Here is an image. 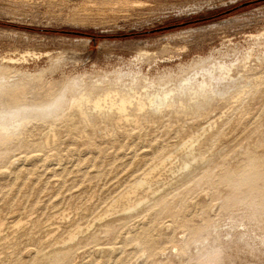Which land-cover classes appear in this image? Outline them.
Listing matches in <instances>:
<instances>
[{
    "label": "rangeland",
    "instance_id": "rangeland-1",
    "mask_svg": "<svg viewBox=\"0 0 264 264\" xmlns=\"http://www.w3.org/2000/svg\"><path fill=\"white\" fill-rule=\"evenodd\" d=\"M263 30L264 0H0V120L8 127L0 142V264H34L40 252L58 256L52 264H264V181L229 206L224 184L264 163V38L248 37ZM219 61L232 70L208 82L214 95L201 110L209 111L193 122L165 113L112 124L92 102L86 118L70 105L131 84L141 91L148 81L175 88ZM23 108L38 116L11 117ZM210 123L216 130L196 164L181 169L179 153L150 189L130 194L151 201L135 213L118 205L98 221L189 130Z\"/></svg>",
    "mask_w": 264,
    "mask_h": 264
},
{
    "label": "bare ground",
    "instance_id": "bare-ground-1",
    "mask_svg": "<svg viewBox=\"0 0 264 264\" xmlns=\"http://www.w3.org/2000/svg\"><path fill=\"white\" fill-rule=\"evenodd\" d=\"M251 39H257V38H264V30L262 32H259L257 34H253L248 36ZM249 50V49H248ZM246 52V51H245ZM23 54V53H22ZM27 54V53H26ZM147 51H140L139 53L137 52L136 56H142L146 55ZM245 54V53H244ZM30 55V54H29ZM246 56V55H245ZM248 57V56H247ZM26 58V57H25ZM10 59V58H9ZM247 59V58H246ZM23 60V59H21ZM252 63V62H251ZM213 64V63H212ZM245 66V65H244ZM243 67V66H242ZM232 70L231 65L227 64L225 61H219L217 64H214V67L212 68H202V72L199 74L195 72L196 74H199L200 76L198 78H195V73L193 75H188L182 78L179 82V84L175 88H168V87H163V85H156L153 81H148L147 84H145L142 88L141 91H139L137 86H134L131 84L129 87L119 90V89H108L102 94H97L93 98L86 96L85 94H81L79 97H76L72 99L71 101V106L75 109V113L80 116L81 118H86V113L83 110V106L88 103L92 102V106L95 110L99 112L102 116H104V119L112 124H118L119 122H125V123H131L134 121H138L137 119L141 118L142 116H147L153 120H159L161 119V116L169 115L173 116L176 120V122L179 123L178 117H183L187 118L190 117V119L193 120V117H200L201 115H205L207 113L208 109H205L204 111L201 110V106L206 103V105L210 106L208 104V99H212L214 95V91H212L209 86L208 82L212 80V78L217 75L219 78H222L226 75L229 74V72ZM261 72V71H260ZM191 74V73H190ZM216 76V77H217ZM259 76V75H258ZM239 77V76H238ZM256 77V76H255ZM264 77V75H263ZM262 77V79H263ZM147 78V77H146ZM237 78V77H236ZM243 78V77H242ZM245 78V77H244ZM260 78V76H259ZM254 79V78H253ZM257 79V78H256ZM260 79V80H262ZM10 80V79H8ZM249 80V79H248ZM255 80V79H254ZM165 81V80H164ZM214 81V80H213ZM240 81V80H239ZM256 81V80H255ZM258 81V80H257ZM20 82V81H19ZM145 82V81H144ZM168 82V81H167ZM224 82V81H223ZM249 82V81H248ZM262 82V81H261ZM169 83V82H168ZM255 83V82H254ZM249 84V83H248ZM94 85V84H93ZM246 85V83H245ZM248 86V85H247ZM252 86V85H249ZM173 87V86H172ZM241 88V86H239ZM243 87V86H242ZM258 86H255V88ZM232 89V87H230ZM229 89V90H230ZM247 89V88H246ZM217 90V89H216ZM241 90V89H240ZM248 90V89H247ZM257 90V88H256ZM253 91V90H252ZM218 92V91H216ZM229 92V91H228ZM242 93V91H240ZM245 92V91H244ZM247 92V91H246ZM256 92V91H255ZM255 92L253 95H255ZM259 92V91H258ZM224 94V93H223ZM239 94V93H238ZM188 95L187 99H184ZM226 95V94H225ZM241 95V94H240ZM251 95V94H250ZM249 95V96H250ZM219 96V95H218ZM220 96H222L220 94ZM229 96V95H227ZM235 96V95H234ZM215 97V96H214ZM226 97V96H225ZM232 97V96H231ZM235 98V97H234ZM244 98V97H243ZM230 99V98H229ZM226 100V99H225ZM228 100V99H227ZM251 100V99H249ZM229 100L228 102H230ZM17 103V100L15 99L14 101ZM70 103V102H69ZM231 103V102H230ZM233 103V102H232ZM90 104V103H89ZM218 104V103H217ZM234 104V103H233ZM242 104V103H241ZM246 104V103H244ZM229 105V104H228ZM232 105V104H231ZM91 106V105H90ZM235 106V105H234ZM241 106V105H240ZM248 106V105H245ZM229 107V106H228ZM243 107V106H242ZM50 108V107H48ZM86 108V107H85ZM226 108V107H225ZM223 108V110L225 109ZM231 108V106H230ZM237 109V108H236ZM70 110V109H69ZM149 110H151L149 112ZM213 110V109H212ZM229 110V109H228ZM263 110V109H262ZM209 111V110H208ZM232 111V110H231ZM239 111V110H238ZM241 111V110H240ZM243 111V110H242ZM220 112V111H219ZM233 112V111H232ZM231 112V113H232ZM254 112V111H253ZM33 114L34 116H38L37 112H34L33 110H29L27 108L23 109H18V110H12L10 111L11 117H28L29 114ZM234 113V112H233ZM97 114V115H99ZM221 114V113H220ZM226 114V113H225ZM239 114V113H237ZM236 114V115H237ZM245 114V113H244ZM243 114V115H244ZM261 114V113H260ZM132 116V117H130ZM240 116V114H239ZM30 117V116H29ZM57 117V116H56ZM98 117V116H97ZM218 117V114H217ZM237 118V117H236ZM254 118V117H253ZM148 119V118H147ZM189 119V120H190ZM213 119V118H212ZM221 119V118H219ZM218 119V120H219ZM224 119V118H223ZM240 119V118H239ZM255 119V118H254ZM28 120V119H27ZM143 120V119H142ZM173 120V119H172ZM214 120V119H213ZM237 119H235L236 121ZM23 121V120H22ZM21 120H14V123L19 124V122H22ZM25 121V120H24ZM87 121V120H86ZM101 121V120H100ZM140 121V119H139ZM138 121V122H139ZM209 121V120H208ZM145 122V121H142ZM175 122V123H176ZM189 122V121H187ZM186 122V123H187ZM221 122V121H220ZM219 122V123H220ZM37 123V122H36ZM88 124V122H86ZM218 123V122H217ZM13 125L12 123H10ZM21 124V123H20ZM183 124V123H182ZM189 124V123H187ZM235 124V122H234ZM250 124V123H249ZM248 124V125H249ZM49 125V124H48ZM124 125V124H123ZM139 125V124H138ZM146 125V123H145ZM169 125V124H168ZM168 125L164 126L167 127ZM181 125V124H180ZM221 125V124H219ZM17 126V125H16ZM92 126V125H91ZM129 126V125H128ZM132 126V125H131ZM156 126V125H155ZM175 126V125H174ZM182 126V125H181ZM218 126V124H217ZM18 127V126H17ZM50 127V126H49ZM127 127V126H126ZM172 126H170L171 128ZM216 130V125L214 123V126L209 124L208 127H200V130H195L190 131L187 136L181 139V142L178 144V146L170 149L168 152L164 154V157L159 159L158 162H156L151 168L148 169L142 175L141 178H139L134 186L131 188L129 191L123 192L118 199L113 201L109 206L105 209V211L98 216V221L102 222L107 217L112 216L113 214L118 212L117 207L118 205L121 207L122 211L126 212H134L138 210L140 207L146 205L149 201V197H140L136 199H132L130 194L136 192L138 189H142L143 187L147 186L149 189L151 187L153 178L155 177V172L159 170L161 167L165 165L166 162L170 161L174 156L178 155L181 153L183 156L182 158V164H181V169H190L192 165L197 163V159L195 157V152L199 155L204 153V151L207 149L208 144L210 142L212 133L214 131V128ZM246 127V126H245ZM244 127V128H245ZM179 128H181L179 126ZM178 128V129H179ZM231 128V127H230ZM94 129V128H93ZM148 129V128H146ZM166 129V128H165ZM23 130V129H22ZM126 130V129H125ZM124 130V131H125ZM133 130V129H132ZM131 130V131H132ZM136 130V129H135ZM134 130V131H135ZM140 130V129H139ZM230 130V129H229ZM243 130V129H242ZM8 127L0 120V142L3 140L5 134H8ZM46 131V130H45ZM81 131V130H80ZM167 131V130H165ZM52 133V132H51ZM79 133V132H78ZM83 133V132H82ZM104 133V132H103ZM188 133V132H187ZM112 134V133H111ZM126 134V132H125ZM176 134V133H175ZM106 134H104L105 137ZM54 136V135H53ZM72 136V135H71ZM125 136V135H124ZM127 136V135H126ZM171 136V135H170ZM174 137V136H173ZM54 138V137H53ZM145 139V138H144ZM160 139V138H159ZM232 140V139H231ZM95 142V141H94ZM174 142V141H173ZM162 143V142H161ZM172 143V142H171ZM213 143V142H212ZM211 143V144H212ZM46 144V143H45ZM228 144V143H225ZM34 145V144H33ZM173 145V144H171ZM222 145V144H221ZM165 146V145H163ZM212 146V145H211ZM172 147V146H171ZM167 149V150H168ZM97 150V149H96ZM209 151V150H208ZM218 151V150H217ZM51 152V151H50ZM64 152V151H63ZM129 154V153H128ZM210 154V153H209ZM125 155V154H124ZM211 155V154H210ZM120 156V155H119ZM44 157V156H43ZM198 157V156H197ZM200 157V156H199ZM203 158V157H201ZM208 158V156H207ZM94 160V159H93ZM142 160V158H141ZM173 160V159H172ZM175 160V159H174ZM201 160V159H200ZM9 162V161H8ZM7 162V163H8ZM136 162V161H135ZM204 160L200 163H203ZM69 163V162H68ZM130 163V162H129ZM128 163V164H129ZM139 163V162H138ZM199 163V164H200ZM205 163V162H204ZM235 163V162H234ZM63 164V163H62ZM136 164V163H135ZM141 164V163H140ZM169 164V163H168ZM7 165V164H6ZM61 165V164H60ZM92 165V164H91ZM214 165V164H213ZM171 166V165H170ZM177 166V165H176ZM91 167V166H90ZM148 167V166H147ZM173 167V166H172ZM178 167V166H177ZM194 167V166H193ZM143 168V167H142ZM171 168V167H170ZM134 169V168H133ZM131 170V169H130ZM129 170V171H130ZM167 170V169H166ZM174 170V169H173ZM186 170V171H187ZM241 170V169H240ZM161 171V170H160ZM198 171V170H197ZM237 171V170H236ZM190 172V170H189ZM158 173V172H157ZM187 173V172H185ZM197 173V172H196ZM127 174V173H125ZM177 174V173H176ZM184 174V173H183ZM84 175V174H83ZM170 176V175H169ZM167 177V176H166ZM158 178V177H157ZM183 178V177H182ZM241 178V177H240ZM172 179V178H171ZM176 179V178H175ZM181 179V178H179ZM185 179L186 176H185ZM30 180V179H29ZM136 180V179H135ZM160 180V179H159ZM260 180L264 181V163L262 164H255L253 165V170H252V176L246 177L243 181H237V182H232L228 178H224V184H229L231 185L230 188H227V196H226V204L229 206L230 203L238 200V199H244V196L250 191H258L260 189L261 184H259ZM164 181V180H163ZM157 182V181H156ZM166 182V181H165ZM171 182V181H170ZM198 182V181H197ZM172 183V182H171ZM264 183V182H263ZM176 184V183H174ZM162 185V184H161ZM166 185V184H165ZM130 186V185H129ZM164 186V185H163ZM88 187V185H87ZM146 187V188H147ZM246 187L247 189H244ZM264 187V184H263ZM127 188V187H126ZM125 188V189H126ZM130 188V187H129ZM155 188V187H154ZM164 189V188H163ZM206 189V188H205ZM162 190V189H161ZM124 191V190H123ZM139 191V190H138ZM146 191V189H145ZM145 193V192H144ZM152 195L154 196L156 192H151ZM95 194V193H94ZM143 194V193H142ZM119 195V194H118ZM100 196V195H99ZM140 196V195H139ZM138 196V197H139ZM146 196V195H145ZM152 196V197H153ZM134 197V196H132ZM179 197V196H178ZM261 198L263 200L264 204V194L261 195ZM88 199V198H87ZM93 199V198H92ZM31 200V199H30ZM176 200V199H175ZM84 203V202H83ZM174 203V202H173ZM177 204V203H176ZM85 205V204H84ZM78 206V205H77ZM172 206V205H171ZM208 206V205H207ZM5 207V206H4ZM39 207V206H38ZM79 207V206H78ZM170 207V206H169ZM176 207V205H175ZM200 208V207H199ZM3 209V208H2ZM38 209V208H37ZM74 209V208H73ZM178 209V208H177ZM85 210V209H84ZM104 210V209H103ZM14 211V210H13ZM18 211V210H17ZM26 211V210H25ZM24 211V212H25ZM54 211V210H53ZM78 211V210H77ZM174 212V211H173ZM199 212V211H198ZM203 212V211H202ZM20 213V212H19ZM63 213V212H61ZM87 213V212H86ZM101 213V212H100ZM177 213V212H176ZM64 214V213H63ZM77 214V213H76ZM124 214V213H123ZM151 214V213H150ZM14 215V214H13ZM62 215V214H61ZM172 215V214H171ZM15 216V215H14ZM54 216V215H53ZM52 216V217H53ZM67 216V215H66ZM24 217V216H22ZM30 217V216H29ZM251 217V216H250ZM248 216V218H250ZM54 218V217H53ZM82 218V217H81ZM97 218V217H95ZM112 218V217H111ZM172 218V217H171ZM27 219V218H25ZM51 219V218H50ZM59 219V218H58ZM151 219V218H150ZM172 220V219H171ZM20 221V220H19ZM18 221V223H19ZM64 221V220H63ZM74 221V220H73ZM56 222V220H55ZM62 222V221H61ZM161 222V221H159ZM163 222V221H162ZM202 222V221H201ZM25 223V222H24ZM46 223V222H45ZM44 223V224H45ZM67 223V222H66ZM91 223V222H90ZM156 223V222H155ZM69 224H72L69 222ZM85 224V223H84ZM122 224V223H121ZM169 224V223H168ZM12 225V224H11ZM10 225V226H11ZM144 225V224H143ZM146 225V224H145ZM15 226V225H14ZM61 226V225H60ZM172 226V225H170ZM51 227V226H50ZM66 227V226H65ZM91 227V226H89ZM138 227V226H137ZM151 227V225H150ZM24 228V227H23ZM81 228V227H80ZM2 229V228H1ZM157 229V227H156ZM56 230V229H55ZM58 230V229H57ZM109 230V229H108ZM107 230V234H108ZM114 230V229H113ZM1 231V230H0ZM22 231V229H21ZM75 231V230H74ZM80 231V230H79ZM85 231V230H84ZM54 232V231H53ZM52 232V233H53ZM57 232V231H56ZM71 234L68 237V241H74L78 231L76 230L75 232H70ZM103 233V232H102ZM158 233V232H157ZM54 234V233H53ZM105 234L104 236H106ZM230 233H226L225 235H229ZM14 235V234H13ZM52 236V234H50ZM47 236V235H46ZM46 236L44 238H46ZM49 236V235H48ZM104 238V237H103ZM156 239V237H155ZM7 241V240H6ZM13 241V239H12ZM42 241V240H41ZM65 241V240H64ZM63 241V242H64ZM168 241V240H167ZM46 242V241H44ZM148 244L146 245L149 247V243L151 241H148ZM182 242V241H181ZM22 243V242H21ZM70 243V242H69ZM183 243V242H182ZM226 243V242H224ZM39 244V243H37ZM56 244V243H55ZM63 244V243H62ZM61 244V245H62ZM179 244V243H178ZM21 245V244H20ZM31 245V243H30ZM59 245V246H61ZM169 245V244H168ZM182 245V244H181ZM116 246V244H115ZM153 246V245H152ZM150 246L149 248H152ZM166 246V245H165ZM164 246V247H165ZM179 247V246H177ZM52 248V247H51ZM103 248V247H102ZM109 248V247H108ZM107 248V249H108ZM212 248V246L210 247ZM97 249V248H96ZM35 250V249H34ZM147 249H142L141 253L145 254ZM179 250V249H178ZM184 250V249H183ZM186 250V249H185ZM46 251V250H45ZM48 251V248H47ZM46 251V252H47ZM165 250H163L164 252ZM172 251V250H171ZM7 252V251H6ZM104 252V251H103ZM41 253V252H40ZM39 253V254H40ZM1 254V253H0ZM37 256H41V254ZM164 254V253H163ZM10 255V254H9ZM35 255V254H33ZM179 255V254H178ZM12 256V254H11ZM19 256V255H18ZM35 257V256H34ZM36 258V261L34 264H52V262L58 261V256H53L52 258L45 256V257H39ZM11 258V257H10ZM9 258V260H10ZM23 258V257H22ZM27 259V258H26ZM5 260V258H4ZM1 261V260H0ZM4 262V261H3ZM84 262V261H83ZM81 262L82 264H84ZM1 263V262H0ZM9 263V262H8ZM58 264V263H57ZM88 264V263H86ZM91 264V263H90ZM209 264V263H205Z\"/></svg>",
    "mask_w": 264,
    "mask_h": 264
},
{
    "label": "trees",
    "instance_id": "trees-1",
    "mask_svg": "<svg viewBox=\"0 0 264 264\" xmlns=\"http://www.w3.org/2000/svg\"><path fill=\"white\" fill-rule=\"evenodd\" d=\"M251 2H254V1H250V2H248V3L250 4ZM234 9H237V8H231V9H229L227 12H229V11H231V10H234ZM225 12H226V11H225ZM219 14H220V13H219ZM217 15H218V14H217ZM209 18H212V16L205 17V18H203V17H201V18H195L194 20H190V21H184V22L178 23L177 26L185 25V24H188V23H194V22H198V21H203V20H206V19H209ZM172 27H176V25H175V26H171V27H167V26L158 27V28H155V29H152V30L146 31V33H148V32H153V31L165 30V29H169V28H172ZM64 32L73 33V34L78 33V34L86 35V33L76 32V31H64ZM130 34H138V33H136V32H132V33H130ZM92 36H93V35H92Z\"/></svg>",
    "mask_w": 264,
    "mask_h": 264
}]
</instances>
